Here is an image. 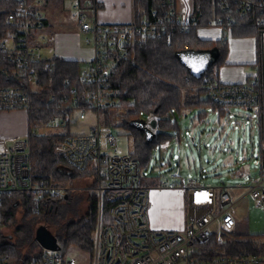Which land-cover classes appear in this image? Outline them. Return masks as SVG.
Instances as JSON below:
<instances>
[{
  "label": "built area",
  "instance_id": "1",
  "mask_svg": "<svg viewBox=\"0 0 264 264\" xmlns=\"http://www.w3.org/2000/svg\"><path fill=\"white\" fill-rule=\"evenodd\" d=\"M162 0V15L151 11L152 19L142 18L138 23H102L97 20L96 0H71L70 16L77 24L85 41L92 47V56L81 71V79L90 85L86 94L89 109L72 97L70 107H76L73 122L86 118V112L98 113L108 105L118 103L119 91L107 86L113 58L107 49L125 51V45L134 46L148 38L165 33L167 21H175L186 30L195 22L191 16V3L183 0ZM214 14L210 24L226 27L235 21L233 13L248 17L258 27H264V0H214ZM42 0L31 4L19 1L14 11L7 14L9 27L0 37V49L14 53L13 66L2 68L1 73L20 81V84L0 86V111L29 109L28 87L23 79H38L35 64L40 62L37 52L48 36L45 34V16L41 10ZM176 5V9L174 6ZM169 40V37H166ZM52 62L44 63V68ZM255 76L245 82H224L218 78L215 67L202 74L206 96L214 103L228 107L258 106V65H253ZM51 98H54L51 95ZM158 117L152 113L143 119L149 122ZM70 115H53L47 125L55 129L60 138L56 151L70 169L85 171L87 189L97 199V219L92 237V264H264V254H232L226 246L235 240L233 231L236 218L233 215L238 201L226 185H205L197 177L181 175L177 170L170 173L171 180L162 186L180 190L186 201L187 225L181 230L158 229L150 224L148 216L149 191L141 179V166L130 153L118 151L116 136L111 126H92L89 132L74 133L67 130ZM72 120V119H71ZM158 132L157 127L153 128ZM39 133L37 126L31 127ZM256 163L258 160L256 159ZM29 148L27 138L0 139V201L4 193L45 188L52 193L66 191L65 186L45 187L30 182ZM82 178V179H83ZM245 193L262 208L264 199V175L246 185ZM103 203L107 206L109 220L102 221ZM1 226V225H0ZM59 246L46 249L40 258L26 264H79L74 256L65 255ZM8 259V256H4ZM0 257V259H4ZM0 264H22L5 262Z\"/></svg>",
  "mask_w": 264,
  "mask_h": 264
},
{
  "label": "trees",
  "instance_id": "2",
  "mask_svg": "<svg viewBox=\"0 0 264 264\" xmlns=\"http://www.w3.org/2000/svg\"><path fill=\"white\" fill-rule=\"evenodd\" d=\"M19 1L24 4H31L34 0H0V37L4 35L9 25L6 22L7 14L14 11ZM53 0H42L44 6ZM162 0H133L134 21L138 23L142 18L152 19L151 11L156 10L162 15ZM214 0H191V16L195 20L188 29L183 30L175 22L167 21L165 33L160 37L148 38L142 42H136L134 46L125 45V51L117 48L107 49L109 56L113 58L110 65V74L107 79V86L115 87L119 91L118 103L103 108L104 124L113 125L114 117H119V123L128 130L132 137L133 148L130 152L141 167L148 163L151 150L156 144L169 142L173 137L166 131L157 132L155 136L146 141L144 133L134 125V121L143 119L149 113L158 117V130L177 129V120L171 122L174 112H181V108L197 109L196 120L201 122L209 114L208 111L216 112L217 118L229 119L230 108L222 107L206 96L202 82V75L195 77L190 74L187 68L179 61L175 52L182 49H211L217 47L218 56L210 66L216 67L225 62L227 54V37L224 35L215 42L201 38L197 34L199 27L209 26L214 14L220 15L214 9ZM176 9V5L174 6ZM235 21L223 27L230 28L229 34L234 37L254 35L258 39L257 65L258 71V106L254 109L257 122L258 141L252 144L256 146L255 157L258 160L260 175H264V87L261 61V34L264 27L255 26L251 19L233 13ZM45 23L46 18H45ZM169 37V40H166ZM14 53L6 49H0V86L20 84V81L8 78L1 73L2 68L13 66ZM51 61V67L44 68V63ZM38 79L34 82L23 79L22 83L28 87L30 108L28 109V134L27 143L29 148V165L31 171V184L45 187H58L64 181L74 182L82 179L85 171L70 169L62 156L56 151V143L60 134L55 130L47 132L39 131L33 134L32 126H45L46 121L53 115H70L67 130L74 124L73 118L76 114V107H70L71 98H77L78 103L73 106L84 105L89 109V102L86 94L90 85L81 79L80 63L76 60H66L61 57H50L40 59L35 64ZM51 95L54 98H51ZM115 114V110H118ZM236 118L241 117L238 113L233 114ZM248 117L250 115L247 114ZM204 123L211 124L207 119ZM220 123V121L218 122ZM213 124V123H212ZM177 127V128H176ZM204 129L207 127L203 126ZM222 131V130H220ZM223 132V131H222ZM221 132V133H222ZM228 142L227 139H223ZM254 145V146H253ZM243 152V150L241 151ZM246 159V158H244ZM235 163H238L233 158ZM240 169V168H238ZM69 197L67 191L52 193L45 188L38 192L31 190L13 191L4 193L0 201V257L8 256V259H0V263L21 262L26 264L33 258H40L43 254L34 257L25 255L21 249L23 239L28 241L37 240L33 237L34 223L38 217H44L45 224L51 225L52 221L60 220L64 214V203ZM88 209L84 215L74 221L64 223L63 232L53 234L62 248L64 245H74L91 255L92 237L97 219V199L90 193L88 197ZM22 205V222L17 224L15 233L24 237H18V241L11 240L6 233V226L15 221V210ZM102 221L109 220L107 206L103 203ZM232 254H264L262 245L251 239H235L226 246Z\"/></svg>",
  "mask_w": 264,
  "mask_h": 264
},
{
  "label": "rangeland",
  "instance_id": "3",
  "mask_svg": "<svg viewBox=\"0 0 264 264\" xmlns=\"http://www.w3.org/2000/svg\"><path fill=\"white\" fill-rule=\"evenodd\" d=\"M188 2L190 4L191 0H188ZM44 7L43 5L41 9L43 10ZM46 7L49 10L56 7L57 9H54L53 12L57 10L61 12V14H58L60 20L52 18V22L60 23V25L56 24L55 30L60 26L61 29H59V31H62L64 27H74L76 24L70 19L71 0H53ZM84 43V41H81V45H85ZM43 51L45 52L46 49L42 47L37 49L38 53H42ZM79 63L80 69H82L84 67L83 63L80 61ZM102 110L103 109L99 110L98 118L94 111L88 110L86 112V118L69 126V130L74 133L89 132L92 126L97 125V122L100 126H106L104 124L105 115ZM2 111L4 112L0 111V139L6 138L5 141L9 142L11 141V137H25L26 133H14L16 129L15 126L18 125L19 120L14 121L10 116L11 112ZM118 112H120L119 109L115 110L114 113L117 114ZM196 112V109H192L187 112L186 116L183 114L184 110H182V113L174 112L171 122H174L176 119L178 128L176 127L177 129L173 128L172 130H158V132L166 131L167 133H171L173 137L168 143H164L163 145L156 144L151 150L148 163L141 167V179L143 184L148 188L150 195L148 215L150 221L151 218L154 221L151 222L154 228L181 230L177 227H169L170 221L174 219L176 206L178 207L179 203L183 211L184 226L185 224L187 225L184 194L176 192L177 189L162 186V181H169L172 179L170 173L173 170H177L184 176L197 175V177L206 184L220 185L225 183L231 185L235 183V181L232 179V176L227 174V169H230L229 164L235 156V160L240 166L244 165L245 168L252 171L253 175L258 173L259 166L256 163V152L254 153L252 149V144L256 142V121L253 110L246 107L230 106L228 120L224 117L218 119L216 112L213 113L208 111L209 114L207 118L211 124L202 123L203 121L198 123L195 119ZM235 113H238L241 117L236 118L233 115ZM247 114L250 115V117H248ZM112 120L113 125H111V129L113 135L116 136L118 151L121 153H130L133 148L132 137L129 136L128 130L121 124L115 125L116 122L119 123V117L117 118L113 115ZM219 121L220 123H218ZM21 125L23 126L20 121V126ZM203 125H205L207 129H204ZM24 127H26V125H24ZM38 130L42 131V127L40 126ZM220 138L222 140H228L226 143L227 147H225ZM229 145L231 147H229ZM242 150L243 152H241ZM259 176L260 175L249 181L243 180L242 178L240 181L244 184H240L242 186L238 188L234 196H232L238 199L233 212L237 222L233 231V236L235 239H251L264 248V208L257 205L254 199L245 193L246 186L245 188L243 187V185H248L252 181L258 179ZM88 184L89 182L84 178L75 180L74 182H69V180L66 182L64 181L62 185L67 188L66 191L69 197L67 203L63 201L64 207L66 206L64 208L65 212L63 217L60 220L52 221L51 225H48L49 223L45 224L46 220L44 217H38V222L34 223L33 237H35L36 227L40 224L50 227L55 234H60L63 232V225L65 222L80 219L88 209V197L91 193V191L87 189ZM153 191L159 195L155 201H152ZM262 205H264V199L262 200ZM22 214V205H18L15 210L14 223L5 228L8 234L7 236H9L11 240L18 241V237H24V234L19 235L15 233L16 225L22 222ZM168 221L169 225H166ZM154 224L160 226H155ZM21 249L25 255L31 257L46 252V249L38 240L30 242L27 239H23ZM60 249L65 255L74 256L79 264H92L91 255L87 251H83L72 244L64 245Z\"/></svg>",
  "mask_w": 264,
  "mask_h": 264
},
{
  "label": "crops",
  "instance_id": "4",
  "mask_svg": "<svg viewBox=\"0 0 264 264\" xmlns=\"http://www.w3.org/2000/svg\"><path fill=\"white\" fill-rule=\"evenodd\" d=\"M96 1H97L96 17L98 21L102 23H111V24H114V23L123 24V23H130L134 21L135 14H134L133 0H96ZM182 1L183 0L179 1L178 6L182 7L183 5ZM43 5L44 3L42 4V6ZM56 7L54 9H57ZM54 9L49 10L47 7L46 8L44 7L43 10L41 9L46 18V22H47L44 31H45V34L48 36V38L43 43H41L39 46V48L42 47L46 49L45 52L43 51L44 53L43 52L39 53L40 59L56 56V57H61L66 60L80 61L83 63V66L85 67L87 60L90 59L92 56V47L85 41L82 33L78 29L77 24H75L74 27H68V28L64 27L62 31H59V29H61L60 26L57 30H55L54 28H56L57 26L56 24L60 25V23L52 22V18H56V20H58L59 19L58 14H61V12L58 10L53 12ZM70 19L73 21L71 16H70ZM229 30H230L229 27L226 28V30H224L222 27L210 24L209 26L199 27L197 29V34L201 38L209 39L213 42H215L218 39H221L224 35L227 37L228 49H227V54L225 57V62L215 67L218 73V78L221 81H224V82L248 81L252 77H254L256 74V72L253 70V65L257 63V59H258V56H257L258 39L254 35L234 37L229 34ZM81 41L82 42L84 41L85 45H81ZM261 61H262L263 87H264V32H262L261 34ZM182 110H184L183 114L185 116L187 115V112L190 111L189 108L187 109L185 107H182L180 113H182ZM5 111L11 112L10 116L13 118L14 121L19 120L18 125L15 126L16 129L14 130V133L16 134L26 133L25 137H27L28 109H16V110H5ZM1 112H4V111L1 110ZM2 115H5V114H2ZM205 119L208 120L207 117H204V120ZM204 120L202 123H204ZM20 121L22 122L23 126L22 125L20 126ZM47 121L45 123V126H41L45 132L51 130V128L46 126ZM255 121H256V118H255ZM193 123H194V120H193ZM255 123H256V126H255L256 127L255 128L256 142L255 144H257L258 129H257V122ZM24 125H26V127H24ZM37 127L39 129L40 126H37ZM14 133H10V134H14ZM25 137H21V138H25ZM13 138H16V137H11L10 139H13ZM220 140L223 142L225 147H227L226 140H222L221 138ZM256 146L257 145H255L253 149L254 153L257 152ZM229 147L231 146L229 145ZM263 147H264V140H263ZM229 165H230V169L229 170L227 169V174L232 176V179L235 181V183L231 185H227L225 183H222L220 185H214L210 183L206 184L200 178L199 179L205 185H211V186L226 185L227 187L230 188L232 196H234L236 190L242 186L240 184H244L242 181H240L242 180V178L243 180L245 179L249 181L257 177L258 175H260V170H258V173L253 175L252 171H250L248 168H245L244 165L240 166L238 163H235L233 159L231 160V163ZM189 177H197V175L189 176ZM245 186L246 185H243L244 188ZM176 192H180L181 194L183 193L180 190H177ZM158 196L159 195L156 192H154L152 196V201H155L158 198ZM180 206H181L180 203L178 207L176 206L175 216H174V219L170 221L169 227H172V228L177 227L181 229L184 226V216H183V211L180 208ZM151 222H154L152 218L150 221V224L152 226L153 224ZM154 225L160 226L156 224ZM166 225H169V221L166 223Z\"/></svg>",
  "mask_w": 264,
  "mask_h": 264
},
{
  "label": "water",
  "instance_id": "5",
  "mask_svg": "<svg viewBox=\"0 0 264 264\" xmlns=\"http://www.w3.org/2000/svg\"><path fill=\"white\" fill-rule=\"evenodd\" d=\"M218 53L217 47L211 49H182L175 52L179 61L195 77L201 76L213 64ZM134 125L144 133L146 141H150L157 133L153 130L157 127V121L154 118L150 119L149 122L144 119L135 120ZM35 238L45 249L55 250L59 248L55 236L44 224L36 227Z\"/></svg>",
  "mask_w": 264,
  "mask_h": 264
},
{
  "label": "flooded vegetation",
  "instance_id": "6",
  "mask_svg": "<svg viewBox=\"0 0 264 264\" xmlns=\"http://www.w3.org/2000/svg\"><path fill=\"white\" fill-rule=\"evenodd\" d=\"M48 229L50 230V232L53 234V232H52V230H51V228L50 227H48ZM54 235V234H53Z\"/></svg>",
  "mask_w": 264,
  "mask_h": 264
},
{
  "label": "bare ground",
  "instance_id": "7",
  "mask_svg": "<svg viewBox=\"0 0 264 264\" xmlns=\"http://www.w3.org/2000/svg\"><path fill=\"white\" fill-rule=\"evenodd\" d=\"M31 242V241H30Z\"/></svg>",
  "mask_w": 264,
  "mask_h": 264
}]
</instances>
